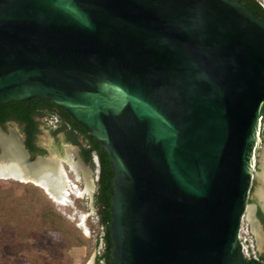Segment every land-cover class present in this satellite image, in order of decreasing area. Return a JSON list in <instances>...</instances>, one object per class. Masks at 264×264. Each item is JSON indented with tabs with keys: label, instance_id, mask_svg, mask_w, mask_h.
<instances>
[{
	"label": "water",
	"instance_id": "water-1",
	"mask_svg": "<svg viewBox=\"0 0 264 264\" xmlns=\"http://www.w3.org/2000/svg\"><path fill=\"white\" fill-rule=\"evenodd\" d=\"M35 99L68 112L110 157V264H264L239 240L249 212L263 230L249 201L264 20L246 3L0 0V107ZM2 132L0 161L16 144L31 169L55 162L31 160Z\"/></svg>",
	"mask_w": 264,
	"mask_h": 264
},
{
	"label": "trees",
	"instance_id": "trees-1",
	"mask_svg": "<svg viewBox=\"0 0 264 264\" xmlns=\"http://www.w3.org/2000/svg\"><path fill=\"white\" fill-rule=\"evenodd\" d=\"M241 1L246 3L258 17L264 19V9L257 1ZM45 110H54L56 116L62 117L64 121L71 126L72 131L70 133V140L73 144L79 145L80 138H84L87 141L88 148L83 149L87 162L93 163L94 154H97L100 159L101 174L98 182V190L95 194V208L98 209L102 224L105 227L107 245L105 257L107 263L110 264L114 250L111 230V206L115 172L110 157L102 150L101 144L95 138L91 137L83 126L74 121L68 112L59 108L54 103L44 100L35 99L11 103L0 107V126H4L6 123L14 120L23 123L26 127L24 131L29 136V148L31 151L37 152L32 141L38 133L35 127V117L42 114ZM60 131H62V129L54 131V134L57 135ZM2 184L3 185L0 187L1 260L5 261L3 257L6 254L14 252L18 244H24V248L29 249L23 252L26 255L28 253L29 261L32 264H36L39 261H43V264L49 262L51 259L48 260L49 257H46V255L51 252V247L53 245L58 247V251L62 253V255L64 254L67 258H71L70 263L72 264H77L84 258V251L88 241L80 230L54 207L48 196L39 187L18 182H6ZM258 216L264 223V214L262 211H259ZM30 227L35 229L39 235L35 238L36 241L43 242L41 244L42 250H38L34 247V238H31L30 241L21 239L23 236L21 232L29 230ZM51 240L52 244L50 243ZM47 242H49L50 245L47 244ZM8 244L11 245V247L8 246ZM18 252V250H15V256L18 255ZM262 260H264L263 255Z\"/></svg>",
	"mask_w": 264,
	"mask_h": 264
},
{
	"label": "rangeland",
	"instance_id": "rangeland-1",
	"mask_svg": "<svg viewBox=\"0 0 264 264\" xmlns=\"http://www.w3.org/2000/svg\"><path fill=\"white\" fill-rule=\"evenodd\" d=\"M259 1L264 3V0H259ZM1 129L3 131L2 133L8 134L9 136H10V134H13V135H16L20 139L21 130H20L18 125H16V124L12 125L8 131L4 128H1ZM263 130H264V121L262 124V130H261V135H260V140H259L258 155H257V158L255 160L256 166L254 169L256 171L257 176L254 180V186H253V189L251 192V198L249 201L250 206L254 207L256 209V211H257L258 207L264 209V176H263V174H264V135H263ZM41 139H42L41 143L43 145H45L48 148V150L50 151V154L47 155V157L53 159L54 161L56 160V163L58 162L57 164L64 171L69 170L68 169L69 166L72 165L71 162H75V163L78 162V163L82 164L84 167V169L82 170V177H83V175H85V178L86 179L88 178L87 180L93 182V184L96 182V176H95L96 171L93 169L92 166H85L81 162V159H79L78 149L75 146H73V145L66 146L65 151L62 153V151H60L61 147L55 148V147L51 146V144H53V134L50 130H47L46 128H43ZM21 142H22V140H21ZM71 149H72V151H71ZM0 154H1V149H0ZM68 175H69L70 180L73 181V183L75 184V186L77 188L74 190L76 193L74 191H73L74 194L72 192L69 193L70 203H68L67 206L57 204L46 193V191L43 188L35 185L32 182H19V181H15L13 179H9V180L0 179V187L3 185L2 183H6V182H18V183L25 184V185H33V186L39 187L48 196V198L50 199V201L54 205V207L60 213H62L74 226H76V228L78 230H80L82 235L88 241L87 247L85 248V251H84L85 256L77 264H94L95 259H96L95 258V251H96V246H97L96 245V237H97V234L99 233V229L93 220L95 217V213H96V210L94 208L95 204L93 201V195L95 194L96 189L94 188V191L92 193H90L88 191L86 193V189L84 190L85 181L77 180L76 177H74V175L72 173H69ZM261 175L263 176L262 178H261ZM90 178H91V180H90ZM79 192H83L84 196L78 197ZM68 205H70V207ZM245 221H246V224H249L251 226V228L255 231V227L253 226V223H252V220L250 219L249 213L245 217ZM87 230L90 231V234L87 232ZM91 232L93 234H91ZM21 233L23 234L22 238L20 237L22 240H25V241L29 240L30 241L31 238H34V240H35L34 247L38 250L43 249V248H41V246H42L41 244L43 242L42 241L39 242L38 240L36 241V239H35L37 236H39L38 233L35 231V229H32V227H30L29 230L22 231ZM261 233H262V231H261ZM260 235H261L260 237L262 239H264V235H262V234H260ZM50 243L52 244V240L50 241ZM50 243L47 242V244H49V245H50ZM8 246L11 247V245H9V244H8ZM16 247L17 248L14 249V252L6 254L3 257L5 259V261L0 259V261H1L0 264H6L8 262L10 264H32L29 261L30 259L28 258V256H29L28 253L26 255L23 252L24 250L28 251L29 249L24 248V244H18V245H16ZM259 248L262 251V249L264 248V241L259 240ZM15 250L19 251L17 256H15V254H14ZM12 251H13V249H12ZM46 257H49L48 260L51 259L46 264H72V263H70L71 258H67V256L66 255L64 256V254L62 255V253H60L58 251V247H55L54 245L51 247V252L48 255H46ZM42 262L43 261H39L36 264H43Z\"/></svg>",
	"mask_w": 264,
	"mask_h": 264
},
{
	"label": "flooded vegetation",
	"instance_id": "flooded-vegetation-1",
	"mask_svg": "<svg viewBox=\"0 0 264 264\" xmlns=\"http://www.w3.org/2000/svg\"><path fill=\"white\" fill-rule=\"evenodd\" d=\"M255 1H257V0H255ZM54 117H57V119H58L56 128H54L50 124L51 120ZM35 120H36L35 127L37 128L38 133H37L36 137L32 141H33L34 146L36 147L37 152L31 151L30 148H29V136L24 131L26 127H25V125L23 123H20L19 121H15L14 120V121H10V122L6 123L4 126H0V128H4V129H6L8 131L9 128L12 125H14V124L18 125L19 128H20V130H21L20 139L22 140V145L25 148V150L28 152V155L31 158V160H33V161L37 160L38 158H44L45 160H47V159L49 160V158L47 157V155L50 154V151L48 150V148L45 145H43L41 143L42 142L41 141L42 140L41 139V136H42L43 128H46L47 130H50L52 132V134H53V144H51V146H53L55 148L56 147H58V148L61 147L60 151H62V153L65 151V147L66 146H69V145L75 146L78 149L79 159H81V162L85 166H92L93 169L95 170L96 165L94 163V158H93V163H89V162H87V160H86V158L84 156L83 149L84 148H88L87 141L84 138H80L79 139V145L73 144L71 142V140H70V133L72 131L71 126L69 124H67L62 117L56 116L54 114V110H48V111L45 110V111H43L42 114L37 115L35 117ZM60 129H62V131L58 132L57 135H55L54 134V131H58ZM10 137H11V140L10 141L17 142V140H20L16 135H13V134H10ZM0 149H1V147H0ZM71 151H72V149H71ZM94 155H97V154H94ZM99 162H100V159H99ZM68 169L69 170H67V171H64L63 169H61V171H63V173H62L63 174V181L66 182V183H68V184H66V190H67V192L69 190L70 193H71V192H73L76 189L75 188L76 186L73 183V181L70 180L68 174L69 173H72L74 175V177H76V179L79 180V181L80 180L81 181H84L83 180L84 178L82 177V171H80V173L77 172L72 165L69 166ZM100 174H101V163H100ZM99 180H100V176H99V179H97V181L93 185L94 188L96 189L95 194L97 193V190H98V182H99ZM29 182H32V181H29ZM32 183H34V182H32ZM37 186H39V185L37 184ZM39 187H41V186H39ZM41 188H43V187H41ZM84 190H85V188H84ZM68 194H69V192H68ZM250 198H251V196H250ZM94 204H95V195H94ZM96 210L98 211V209H96ZM259 211H262V213L264 214V209L258 207L257 208V211H256V217L259 220V222H260V224H261V226L263 228L262 233L261 232L260 233H257L256 230L254 231L252 229L253 230V235H254V237L256 239L258 248H259V240L260 241H264V239H262L260 237L261 236L260 234L264 235V223L262 222V220L258 216L259 215ZM98 213H99V211H98ZM259 252H260V260L264 262V260H262V255L264 256V248L262 249V251L259 248Z\"/></svg>",
	"mask_w": 264,
	"mask_h": 264
},
{
	"label": "bare ground",
	"instance_id": "bare-ground-1",
	"mask_svg": "<svg viewBox=\"0 0 264 264\" xmlns=\"http://www.w3.org/2000/svg\"><path fill=\"white\" fill-rule=\"evenodd\" d=\"M10 145H12V144H10ZM13 147H14V152L11 150V148L9 146V148L12 152L13 158L8 160V161H5V160L0 161V176H5V174L8 173L10 176L14 177L15 179H21L23 182H29L32 180H31V177H28L29 175H27V174H28V172L30 173L33 171V173H37L42 177V178L39 177V179L36 180L35 182L39 186L43 187L44 190L47 191L46 193H48V195L57 204L67 206V204L70 203L69 194H68V192L70 193V191L68 190V192H67V190H66V184H68V183H66L62 180V177H61V169L62 168L60 167L61 168L60 169L59 166L57 167L58 162L56 163V160H55V162H47L45 164H41V165L31 169L29 167L28 163L26 162V160H24L23 152L18 147V145L13 144ZM71 164L74 167V169L79 173H80V171H82L84 169L83 165L78 163V162L77 163L71 162ZM253 167H255V164ZM62 173H63V171H62ZM263 176H264V174H263ZM263 176L261 175V178ZM90 180H91V178H90ZM87 185H88L87 191L92 193L94 191L93 182L90 181L87 183ZM75 188H77V187H75ZM78 195H79L78 197H82V196H84V193L79 192ZM68 206L70 207V205H68ZM249 216H251V212H249ZM87 232L90 234V231L87 230Z\"/></svg>",
	"mask_w": 264,
	"mask_h": 264
},
{
	"label": "built area",
	"instance_id": "built-area-1",
	"mask_svg": "<svg viewBox=\"0 0 264 264\" xmlns=\"http://www.w3.org/2000/svg\"><path fill=\"white\" fill-rule=\"evenodd\" d=\"M259 4L261 5L262 8H264V3L259 1ZM57 122H58L57 117H54L51 120L50 124L54 128H56ZM94 163L96 165V178L99 179L100 162H99V157L97 155H94ZM93 220L99 229V233L97 234V237H96L97 246H96V251H95L96 259H95L94 264H108L106 257H105L106 250H107L106 239H105V236H106L105 227L102 224L101 217L97 211L95 213V217ZM91 234L93 233L91 232ZM239 240L241 242L242 252L246 260H260V252L257 246L256 239L253 235V230L249 224H246L245 218L242 221V225L239 231Z\"/></svg>",
	"mask_w": 264,
	"mask_h": 264
},
{
	"label": "crops",
	"instance_id": "crops-1",
	"mask_svg": "<svg viewBox=\"0 0 264 264\" xmlns=\"http://www.w3.org/2000/svg\"><path fill=\"white\" fill-rule=\"evenodd\" d=\"M83 178H84V179H83L84 181L86 180V181H85V189L88 190V185H87V183L90 182V181L87 180V179L85 178V175H83ZM93 185H94V184H93Z\"/></svg>",
	"mask_w": 264,
	"mask_h": 264
},
{
	"label": "clouds",
	"instance_id": "clouds-1",
	"mask_svg": "<svg viewBox=\"0 0 264 264\" xmlns=\"http://www.w3.org/2000/svg\"><path fill=\"white\" fill-rule=\"evenodd\" d=\"M257 3L259 4V1L257 0ZM260 5V4H259ZM261 6V5H260ZM264 9V8H263ZM260 135H261V133H260ZM95 171H96V167H95ZM95 176H96V172H95ZM100 176V175H99ZM96 181H97V178H96ZM86 193H87V190H86ZM95 195V194H94ZM94 195H93V201H94ZM94 208H95V206H94ZM95 210H96V208H95ZM97 211V210H96ZM98 212V211H97ZM99 214V213H98Z\"/></svg>",
	"mask_w": 264,
	"mask_h": 264
}]
</instances>
